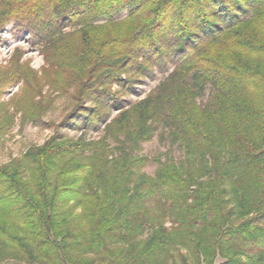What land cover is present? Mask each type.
Returning a JSON list of instances; mask_svg holds the SVG:
<instances>
[{
    "label": "trees",
    "instance_id": "16d2710c",
    "mask_svg": "<svg viewBox=\"0 0 264 264\" xmlns=\"http://www.w3.org/2000/svg\"><path fill=\"white\" fill-rule=\"evenodd\" d=\"M9 25L83 105L0 165V264H264V0H0ZM15 59L0 95L31 87ZM23 97L0 99V148L11 103L37 116Z\"/></svg>",
    "mask_w": 264,
    "mask_h": 264
},
{
    "label": "rangeland",
    "instance_id": "374dc122",
    "mask_svg": "<svg viewBox=\"0 0 264 264\" xmlns=\"http://www.w3.org/2000/svg\"><path fill=\"white\" fill-rule=\"evenodd\" d=\"M124 12L121 16L126 15ZM68 31V30H67ZM29 35L25 33H18L17 30L9 25L4 32L0 33V68L8 69L12 66L15 58L20 57V63L25 64L29 74L31 87H26L25 81L20 83H14L7 87L5 92L0 95L1 101L11 102L18 99L23 94V101H26L28 97L32 96V99L40 101V105L36 106L37 116H31L30 119H23V110L15 108L14 103H11V110L15 114V125L12 127V131L8 135V139L5 142L4 147L0 148V165L10 161L12 158L19 156L26 152L30 147L40 145L44 143L50 136H52L56 130H60L59 127L63 120L71 114L78 105H83L82 100L79 101L78 88L76 85L67 88V90L58 91V87L63 84V87H67L66 81L68 77L56 82L48 80H54L55 72L49 70L50 67L45 61V56L41 52V47L38 44H33ZM165 77V74L158 73L156 79H147L139 77L136 87L138 93L125 94L124 99L128 102H134L137 99L144 98L152 89H154L159 82ZM114 90H117L115 85ZM37 93H33L32 91ZM209 93V89H206L204 99ZM50 101V102H49ZM49 102V103H48ZM87 105H92L91 101H84ZM14 105V106H13ZM117 113L116 110L112 112V115ZM64 129V128H63ZM62 129V130H63ZM65 131V129H64ZM66 131L71 135L78 136L80 131L66 128ZM98 132L92 131L89 133V137H97ZM168 150L165 143L161 142L159 136L156 135L153 140L146 142L143 145V153L150 157H154ZM173 154L177 157L181 152L178 148L173 149ZM156 168L155 163H150L146 168V172L153 174ZM220 262V259L218 260ZM8 264H27L25 262H19L11 260Z\"/></svg>",
    "mask_w": 264,
    "mask_h": 264
}]
</instances>
